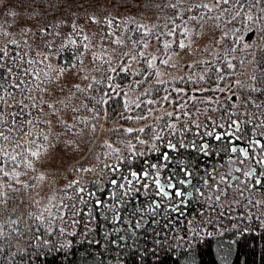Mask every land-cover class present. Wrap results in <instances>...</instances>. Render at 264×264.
Here are the masks:
<instances>
[{
	"label": "snow or ice",
	"instance_id": "1",
	"mask_svg": "<svg viewBox=\"0 0 264 264\" xmlns=\"http://www.w3.org/2000/svg\"><path fill=\"white\" fill-rule=\"evenodd\" d=\"M65 2L0 0V241L27 238L28 245L14 256L25 261L35 252L39 261L43 252L68 259L72 238L87 240L93 231L89 225L100 216L112 226L105 234L111 237L108 244L120 245L123 232L135 233L145 216L156 222L162 204L183 215L185 200L165 203L173 200L171 190L187 197L177 185L191 186L205 206H223L233 186L241 196L264 186V0H152L160 23L89 14L81 17L87 33L75 17L45 23ZM65 26L68 31L59 30ZM209 33L210 47L193 49L191 40L185 43ZM197 51L200 56L184 63V75L171 76L181 67L178 60ZM88 53L91 67L84 63ZM249 64L253 74L242 81L238 77ZM126 80L128 92L122 87ZM52 117L63 134L80 125L108 132L113 139L104 146L112 159L97 157V164L81 170L92 174L87 179L69 181L64 195L53 194L42 208L31 197L29 210L21 213L16 206L20 191H34L46 178L35 162L51 147ZM114 121L119 127L102 123ZM186 152L190 159L181 158ZM152 156L158 162H151ZM200 156L226 158L229 166L238 164V175L219 171L221 165L209 169L193 163ZM139 159L145 165L137 171ZM240 206L264 207V201L249 197ZM262 217L253 214L257 222ZM239 219L247 224L246 213ZM170 235H159L141 259L148 261L164 248L175 264H196L189 253L200 242V230L176 233L171 243Z\"/></svg>",
	"mask_w": 264,
	"mask_h": 264
},
{
	"label": "rangeland",
	"instance_id": "2",
	"mask_svg": "<svg viewBox=\"0 0 264 264\" xmlns=\"http://www.w3.org/2000/svg\"><path fill=\"white\" fill-rule=\"evenodd\" d=\"M151 4L152 0L144 3L143 0H139L138 3H135V1L131 3V0H123V4L121 3V0H116L115 4H113L111 0H87L74 2V4H72L73 8L71 9H74L77 13L84 12V14L86 15L93 14L100 16L108 15L109 13H111L112 17H115L117 19L121 17L129 20L135 19L141 23H147L151 25L155 24L157 21V17L155 14L156 10H153L154 8L151 6ZM64 8H67V6ZM48 18L54 20L55 17L53 15H49ZM49 19H47V22L49 21ZM83 28L85 30V33L89 31L88 24L85 22ZM209 36L210 33L207 35L202 34L196 37L190 36L187 39L183 37L181 39H185V43H189V41L191 40L193 49H203L205 47H210V45L208 44ZM30 39L31 37L29 36V40ZM93 51H96V49H94ZM90 55L91 53H88L84 56V63L89 67H91V65L89 64ZM200 55V52L197 51L195 53V56L189 55L184 57V59L182 60H178V63L181 65V67L171 70V76L178 78L184 75L188 71V69L183 67L184 63L186 61L193 60ZM52 63L53 65H56V60H53ZM251 71L252 64H249L246 70L242 72L240 80L248 79L251 75ZM166 78L170 79L171 77ZM129 82L124 83V85L122 84V87L126 92L129 91L127 87ZM138 91L139 89H137V92ZM132 95L133 93L129 92V96ZM65 119H67V117H65ZM201 119H203V117H201ZM52 120V136H50L51 147L46 148L40 160L35 162V167L37 168V170L41 174L45 175L46 178L44 181L38 183V186L34 191H20L21 193H25L21 195L19 203L24 212L26 211L25 206H28V201L31 197L35 196L37 199H39L42 208L48 203V199L53 194L57 196H63L64 192H62L61 190L69 181L81 180L82 177L84 179H87L92 174L81 173V170L90 168L93 165L97 164V157L105 160L112 159V157L106 155L110 151V149H107L104 146L106 140L111 142L113 139V137L109 136L108 132H104L103 135H101L100 141L96 145L95 150H88L91 147L92 143H94L96 138L99 136V126H97L95 132H91L89 131V128L87 126L80 125L74 129L71 135H67L63 134L62 130L56 126V118L52 117ZM68 122L71 123V120H69ZM102 123H104L105 128L119 127V123L116 121H114L111 125L105 122ZM46 131L48 130L46 129ZM115 146L119 145L114 144V147ZM85 155L87 159H85V157V160L83 159L80 162V165L74 168L73 172L69 173L70 167L76 164V162L83 158ZM22 179H25V177H22ZM53 181L57 182L56 187L54 189H50L48 185ZM234 189L230 194H228L227 200L223 202V206H220V204L207 205L208 207H214L215 209V213L210 218V220H208L207 218H203V220H201V218L195 216L193 218H189L187 221V229L189 231H191L192 229L200 230V236L202 234L206 235L208 233L215 232L217 234H220L218 238H222L221 236L224 235H227L229 237L228 244L226 245L225 243H223L220 246V257H222L224 260L229 259V256L232 254L230 245H232V243H234L236 240L232 238V234L239 231L240 227L245 228L247 225L245 224L244 220L239 219V217L246 213L248 217V223H257V225L261 227V229H264V217H262L259 222H257L253 218V214L259 216L261 213H264V207L256 206L255 208H253L251 206H245L242 208L240 206L241 204L246 205V201L249 197L253 200L264 201V188L253 190L251 193L248 192L247 194H243V196L238 194V192ZM37 192L39 193L38 196L36 195ZM236 201H238V203ZM229 202H232L231 209H229L228 207ZM237 224H239L240 227H236Z\"/></svg>",
	"mask_w": 264,
	"mask_h": 264
},
{
	"label": "trees",
	"instance_id": "3",
	"mask_svg": "<svg viewBox=\"0 0 264 264\" xmlns=\"http://www.w3.org/2000/svg\"><path fill=\"white\" fill-rule=\"evenodd\" d=\"M87 1V0H66L65 7L63 10H58L54 20L49 19L54 23L61 22H71L75 17L76 23L84 27V19L81 17H86L87 15L84 12L77 13L73 8L72 4L74 2ZM138 3L139 0H131V3ZM149 0H143L148 2ZM156 10V9H153ZM156 14V23H160V20ZM49 15H52L51 13ZM47 19L45 20L47 23ZM48 21V22H49ZM60 31H68L69 29L65 26L59 29ZM179 32V30H177ZM180 39L183 36L179 37ZM79 43V42H78ZM257 59L260 58L259 50L256 51ZM56 60V65H58ZM253 67L251 75L253 74ZM242 74V73H241ZM239 75V79L241 77ZM248 80V79H245ZM242 80V81H245ZM117 83H120V80L117 79ZM129 81H124L127 83ZM241 96L243 93H239ZM119 102V97L115 98ZM25 193H19L16 201V206L21 213H27L29 210L28 206L26 211L20 207V198L21 195ZM212 209V210H210ZM32 211H36V208H31ZM25 213V214H26ZM214 207L205 206L203 203L200 204L198 218H210L214 215ZM195 216H185L179 218V222H176L177 217H166L163 214L156 216V222H153L151 217H145L143 226L138 229L135 233L132 232H123L125 236V241L120 245H110L107 242L106 232L110 230L112 226L108 225L104 219L98 217L96 222L91 223L89 227L93 231L89 234L88 239L86 240L85 236L77 235L73 239L74 251L69 253V258L64 259L62 255L58 253H52L51 255H46L41 253V258L39 261L35 259L36 253L32 254V257L29 260L22 261L20 255H13L14 252H18L19 249H27L28 245L26 242L27 238L13 237L11 239L0 241V247L3 248V251L0 252V264H175L172 254L164 248H160L156 256L151 257L150 260H142L140 254L145 248L151 250L153 247L154 241L159 238V235L164 233L171 232L168 242L171 243L173 238L176 236V233L183 236L185 234V229H187V221L189 218ZM129 219L128 214H125V220ZM146 219V220H145ZM99 223V227H97ZM247 230H240L234 232L232 238L236 239L232 245H230L231 255L229 259L224 260L220 257V246L225 243L228 244L229 237L227 235L221 236L215 232H211V235H201L200 242L195 246L194 250L189 253L190 256L194 257L196 264H264V229H261L256 224L247 222ZM6 231L10 228H6ZM174 230V231H173ZM73 231L79 232L78 227L73 228ZM91 241H100L101 243H92ZM24 246V247H23ZM40 250L37 249V252ZM67 251V250H66ZM179 251V249H178Z\"/></svg>",
	"mask_w": 264,
	"mask_h": 264
},
{
	"label": "flooded vegetation",
	"instance_id": "4",
	"mask_svg": "<svg viewBox=\"0 0 264 264\" xmlns=\"http://www.w3.org/2000/svg\"><path fill=\"white\" fill-rule=\"evenodd\" d=\"M98 135H99L97 137L98 139L97 138L96 139L99 142L101 134L99 133ZM97 141H96L95 145H93L94 143H92L91 147L88 150H91V151L95 150L96 149V145L98 144ZM139 150H145V149H139ZM169 155H178V154L169 152ZM88 156H89V154H88ZM181 158L186 159V160L190 159L191 158V154L186 152V153H184L183 157H181ZM85 159H87V157ZM151 162H153V163L158 162L156 156H152L151 157ZM197 162L201 163L202 168L207 167L209 169L213 165H221V167L219 168V171H221V172L231 171L232 175H238V173H236L234 171V169L238 166V164H231L229 166L226 158H224V159L216 158V159H207L206 160L203 156H200V157H197L195 160H193V163H197ZM79 165H80V162L74 164L73 166H71L70 169H69V173L73 172L74 168H76ZM144 165H145V161L143 159H139V160L135 161L134 167H135V169L137 171H139V169L141 167H143ZM246 165L249 168L252 167V164L250 162H246ZM201 174H203V173L201 172ZM181 178H183V177H181ZM193 183L195 184L196 182L193 181ZM249 183L251 184V182H249ZM262 185H264V180H262ZM89 187H91V186H89ZM177 188H179L182 192H187L188 193L187 197H185V196L176 197L175 196V190H171L172 191V195H173V200L171 202L165 201V203H175V202H178L180 200H185L186 202L182 206V209H181V211L183 212V215H180L179 211H172L170 208L165 209L163 207V204H162L161 214L165 215L166 217H179V218H183L185 216L198 215L200 204L203 203V200L201 198H198L199 197V193H197L191 186H189V187H187L185 189L182 186L177 185ZM234 188H235V186H233V188H231L229 190L228 194H230ZM261 188H264V186H258V190L261 189ZM234 190H236V188ZM201 191H204V189H201ZM247 193H248L247 191L244 192V194H247ZM100 198L103 199V196H101ZM145 217L147 218V217H150V216H145ZM100 218L104 219L103 216H100Z\"/></svg>",
	"mask_w": 264,
	"mask_h": 264
},
{
	"label": "water",
	"instance_id": "5",
	"mask_svg": "<svg viewBox=\"0 0 264 264\" xmlns=\"http://www.w3.org/2000/svg\"><path fill=\"white\" fill-rule=\"evenodd\" d=\"M98 139V138H97ZM97 139L95 140V142H94V144L93 145H95V143H96V141H97ZM86 157V155L83 157V158H81L80 160H78L76 163H79V162H81L84 158ZM64 176V175H63Z\"/></svg>",
	"mask_w": 264,
	"mask_h": 264
}]
</instances>
